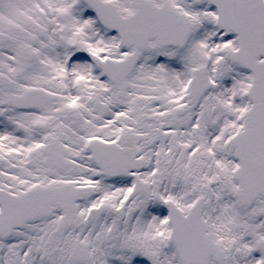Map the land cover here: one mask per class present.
I'll use <instances>...</instances> for the list:
<instances>
[{
	"label": "snow or ice",
	"instance_id": "snow-or-ice-1",
	"mask_svg": "<svg viewBox=\"0 0 264 264\" xmlns=\"http://www.w3.org/2000/svg\"><path fill=\"white\" fill-rule=\"evenodd\" d=\"M0 264H264V0H0Z\"/></svg>",
	"mask_w": 264,
	"mask_h": 264
}]
</instances>
